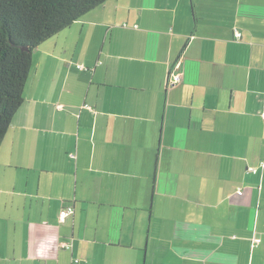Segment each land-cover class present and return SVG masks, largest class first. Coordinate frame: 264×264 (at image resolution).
Masks as SVG:
<instances>
[{
    "label": "crops",
    "instance_id": "1",
    "mask_svg": "<svg viewBox=\"0 0 264 264\" xmlns=\"http://www.w3.org/2000/svg\"><path fill=\"white\" fill-rule=\"evenodd\" d=\"M263 111L264 0L107 1L34 51L0 264H264Z\"/></svg>",
    "mask_w": 264,
    "mask_h": 264
},
{
    "label": "trees",
    "instance_id": "2",
    "mask_svg": "<svg viewBox=\"0 0 264 264\" xmlns=\"http://www.w3.org/2000/svg\"><path fill=\"white\" fill-rule=\"evenodd\" d=\"M107 1L109 0H0V145L12 117L23 103L24 88L33 70L35 49ZM232 34L233 40H241V33L236 28ZM182 73L183 70L170 73L166 80V91L181 84ZM263 114L264 111L260 117L264 120ZM263 170L264 159L259 161L258 166L249 167L247 172L256 175ZM238 190L242 189L239 188L236 192ZM72 218L73 215L61 223L58 216V223L65 224ZM252 241L254 240H251L253 248L260 244ZM60 245L58 244L59 250L69 249L67 244L64 247Z\"/></svg>",
    "mask_w": 264,
    "mask_h": 264
},
{
    "label": "built area",
    "instance_id": "3",
    "mask_svg": "<svg viewBox=\"0 0 264 264\" xmlns=\"http://www.w3.org/2000/svg\"><path fill=\"white\" fill-rule=\"evenodd\" d=\"M240 38V37H239ZM264 117V114H263ZM73 157V156H72ZM253 170V169H252ZM238 194H241V191H238ZM73 215V209L72 207H66L63 208L60 213H59V220L61 223L65 222L69 217H71ZM256 244L260 243V240L258 238H254V241ZM61 247H64L65 244H61Z\"/></svg>",
    "mask_w": 264,
    "mask_h": 264
},
{
    "label": "clouds",
    "instance_id": "4",
    "mask_svg": "<svg viewBox=\"0 0 264 264\" xmlns=\"http://www.w3.org/2000/svg\"><path fill=\"white\" fill-rule=\"evenodd\" d=\"M240 38H241V37H240ZM240 38H239V39H240ZM58 109H62L61 106H58ZM70 156H71V157H72V156L74 157V155H70ZM238 191H241V194H242V190H238ZM236 194H238V192H236ZM241 194H238V195H241ZM66 207H72V206H66ZM66 207H64V208H66ZM62 209H63V208H62ZM62 209H61V210H62ZM72 209H73V215H74V208L72 207ZM61 210H60V211H61ZM59 213H60V212H59Z\"/></svg>",
    "mask_w": 264,
    "mask_h": 264
}]
</instances>
